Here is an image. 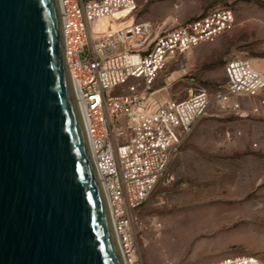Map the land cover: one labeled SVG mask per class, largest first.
<instances>
[{
  "label": "built area",
  "instance_id": "built-area-1",
  "mask_svg": "<svg viewBox=\"0 0 264 264\" xmlns=\"http://www.w3.org/2000/svg\"><path fill=\"white\" fill-rule=\"evenodd\" d=\"M65 51L89 127L92 159L126 264H144L141 238L147 221L138 210L148 201L185 139L212 108L240 117L264 112V71L243 57L225 66L216 90L191 88L168 96L170 84L152 86L172 62L216 42L236 27L230 7L166 30L152 20L135 21L137 0H59ZM118 14L133 21L103 31L99 22ZM136 80L130 84V80ZM196 85V79H191ZM156 219L153 218V221ZM206 264H264L254 255Z\"/></svg>",
  "mask_w": 264,
  "mask_h": 264
},
{
  "label": "water",
  "instance_id": "water-1",
  "mask_svg": "<svg viewBox=\"0 0 264 264\" xmlns=\"http://www.w3.org/2000/svg\"><path fill=\"white\" fill-rule=\"evenodd\" d=\"M0 264H126L59 0H0Z\"/></svg>",
  "mask_w": 264,
  "mask_h": 264
},
{
  "label": "rangeland",
  "instance_id": "rangeland-1",
  "mask_svg": "<svg viewBox=\"0 0 264 264\" xmlns=\"http://www.w3.org/2000/svg\"><path fill=\"white\" fill-rule=\"evenodd\" d=\"M137 4L135 21L152 20L166 30L216 7H230L236 15L232 32L172 61L152 90L170 84L168 96L177 100L191 88L216 90L226 83L225 66L236 56L264 71V0H137ZM125 15H116L110 26L131 23L133 17ZM255 103L244 105L246 117L210 109L185 139L138 210L147 221L141 234L144 264H206L239 255L258 256L264 263V112L250 113Z\"/></svg>",
  "mask_w": 264,
  "mask_h": 264
},
{
  "label": "bare ground",
  "instance_id": "bare-ground-1",
  "mask_svg": "<svg viewBox=\"0 0 264 264\" xmlns=\"http://www.w3.org/2000/svg\"><path fill=\"white\" fill-rule=\"evenodd\" d=\"M115 17V16H114ZM114 17H108V18H105V19H102L100 22H99V27L101 30L103 31H108V30H116L118 28H121V27H117V28H113L110 26L111 22L110 20ZM123 27V26H122ZM77 90H78V87L76 86Z\"/></svg>",
  "mask_w": 264,
  "mask_h": 264
}]
</instances>
